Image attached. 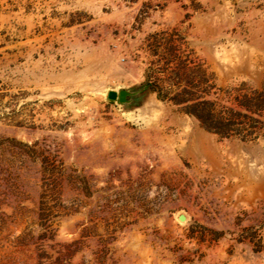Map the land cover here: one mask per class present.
I'll list each match as a JSON object with an SVG mask.
<instances>
[{"label": "rangeland", "instance_id": "obj_1", "mask_svg": "<svg viewBox=\"0 0 264 264\" xmlns=\"http://www.w3.org/2000/svg\"><path fill=\"white\" fill-rule=\"evenodd\" d=\"M0 264H264V0H0Z\"/></svg>", "mask_w": 264, "mask_h": 264}, {"label": "trees", "instance_id": "obj_2", "mask_svg": "<svg viewBox=\"0 0 264 264\" xmlns=\"http://www.w3.org/2000/svg\"><path fill=\"white\" fill-rule=\"evenodd\" d=\"M139 89L145 91V90H151L154 92H158V89H155L154 87H151L147 84H143L139 87ZM190 96V93L187 89H184L183 92L176 95L175 99H173L175 104H184L188 103L190 99L187 97ZM159 98L160 95H159ZM188 109L187 113L190 115H193L195 118H197L208 130H212L215 133L224 135L228 132L229 126L227 122H225V119L219 118V116L215 115L212 111V109H208L205 115V110L207 107L212 106V102L209 101H202V102H195L187 105Z\"/></svg>", "mask_w": 264, "mask_h": 264}, {"label": "water", "instance_id": "obj_3", "mask_svg": "<svg viewBox=\"0 0 264 264\" xmlns=\"http://www.w3.org/2000/svg\"><path fill=\"white\" fill-rule=\"evenodd\" d=\"M131 94L132 93L127 90H120L118 92L110 90L107 92V99L110 101H118L120 104H126L128 103V96H130ZM182 219L183 217H180V220Z\"/></svg>", "mask_w": 264, "mask_h": 264}, {"label": "bare ground", "instance_id": "obj_4", "mask_svg": "<svg viewBox=\"0 0 264 264\" xmlns=\"http://www.w3.org/2000/svg\"><path fill=\"white\" fill-rule=\"evenodd\" d=\"M183 220V219H182ZM184 221H185V219H184Z\"/></svg>", "mask_w": 264, "mask_h": 264}]
</instances>
